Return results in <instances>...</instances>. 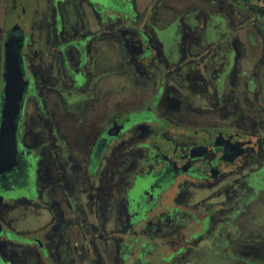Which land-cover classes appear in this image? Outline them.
<instances>
[{
  "label": "flooded vegetation",
  "instance_id": "1",
  "mask_svg": "<svg viewBox=\"0 0 264 264\" xmlns=\"http://www.w3.org/2000/svg\"><path fill=\"white\" fill-rule=\"evenodd\" d=\"M1 1L2 88L10 42L27 84L0 264H264V0ZM105 49L133 100L70 132L115 80Z\"/></svg>",
  "mask_w": 264,
  "mask_h": 264
},
{
  "label": "rangeland",
  "instance_id": "2",
  "mask_svg": "<svg viewBox=\"0 0 264 264\" xmlns=\"http://www.w3.org/2000/svg\"><path fill=\"white\" fill-rule=\"evenodd\" d=\"M1 0H0V10H1ZM40 5V3H39ZM88 12V11H87ZM41 18L39 17V20ZM174 21V20H173ZM165 31V33L162 32V35L167 39V28L163 29ZM175 28L172 24V31H174ZM253 31H255L254 29L252 30V28L250 30H247L245 32L240 33V37L241 38H245L247 37V34L249 33H254ZM173 33V32H172ZM161 35V33H160ZM168 43V41H167ZM103 48V47H102ZM104 49V48H103ZM108 50V49H105ZM109 53H111L108 50ZM255 54H253L254 57ZM108 59V58H105ZM105 65H110L112 69H114L116 71L115 76H113L112 78L115 80H112V83L110 85V83L108 82L107 84H105V90L107 89L105 95L103 96V100H101L100 105L98 107V110L96 112L95 116H91L88 119H82L80 123L77 122H71V121H66L67 128L70 132H74L75 130H81L84 129L81 127V125H83L84 123H89L92 124L94 120H96L99 117H104V115H106L108 112H111L113 109L115 110L118 107H124L127 105L128 100L131 99V101L133 100V96L131 97V93H129L131 87L130 85H132L131 80L129 81L127 78H125L123 75H121L120 73V67L121 64L119 62V60L117 59V56L115 55V53H111L110 54V58H109V63H105ZM249 72H251V69L248 68L246 70V74H248ZM110 78V80L112 79ZM110 85V86H109ZM112 87V88H111ZM110 88V90H109ZM2 90V82H1V78H0V92ZM131 92V91H130ZM135 95V94H134ZM259 96V100L258 102H264V90H261L260 93L258 94ZM169 98L166 100V108L169 112H172L173 114H175L176 116H183L184 112H187L186 110H182L184 108V104H181L179 107H175V105L177 104V100L174 97L173 94L168 95ZM131 97V98H130ZM175 98V99H174ZM136 99V97H135ZM197 105L193 104L192 106L196 107V106H203V102L201 101H196ZM244 103V110L242 109L243 105L242 104H234L232 107V110L237 113V115L241 116L245 110L247 112V110H249L251 108L250 104L248 102H243ZM173 106L175 107V109H173ZM190 111V110H189ZM188 111V112H189ZM191 112V111H190ZM181 117V116H180ZM200 117H203L202 115H200ZM19 210H21L19 208ZM31 213V212H29ZM28 213H25L24 217V222H28V221H32V219L29 217V215H27ZM254 217L257 219L258 221V225L262 226V228H259L261 230L264 231V206L262 207H258L256 209H254ZM36 221H41L42 219L46 218V214L44 213H39V215H36ZM29 222V223H30ZM250 225V224H248ZM251 228H254L253 230H257V227L255 226H251ZM248 230H250V228H247ZM244 232L247 233V231L245 230ZM245 258V256H243ZM196 262L193 264H230L229 262H226L224 260H219L215 255H210L207 253H197V259L195 260ZM232 264H249V263H245L243 261L241 262H237V263H232Z\"/></svg>",
  "mask_w": 264,
  "mask_h": 264
},
{
  "label": "water",
  "instance_id": "3",
  "mask_svg": "<svg viewBox=\"0 0 264 264\" xmlns=\"http://www.w3.org/2000/svg\"><path fill=\"white\" fill-rule=\"evenodd\" d=\"M2 103L0 108V174L10 171L18 161L16 118L27 84L18 55L11 42L5 45Z\"/></svg>",
  "mask_w": 264,
  "mask_h": 264
}]
</instances>
